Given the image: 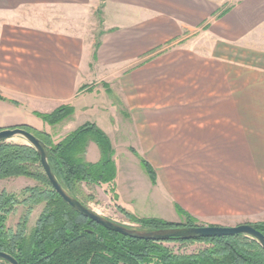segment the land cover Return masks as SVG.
I'll return each mask as SVG.
<instances>
[{"label": "crops", "instance_id": "1", "mask_svg": "<svg viewBox=\"0 0 264 264\" xmlns=\"http://www.w3.org/2000/svg\"><path fill=\"white\" fill-rule=\"evenodd\" d=\"M100 6L97 47L94 32L22 19L26 9ZM0 95V128L26 124L57 141L73 130L50 127L95 109L116 199L132 214L179 221V207L223 226L264 217V0H0ZM63 104L73 112L54 125L33 114ZM115 142L133 166L125 192ZM100 157L90 141L85 159Z\"/></svg>", "mask_w": 264, "mask_h": 264}, {"label": "trees", "instance_id": "2", "mask_svg": "<svg viewBox=\"0 0 264 264\" xmlns=\"http://www.w3.org/2000/svg\"><path fill=\"white\" fill-rule=\"evenodd\" d=\"M101 7L96 10L100 23ZM102 33L103 30H100L99 36ZM87 87L82 85L80 89ZM0 100L6 98L0 95ZM72 112L71 105L63 104L50 112L33 111V114L43 122L54 125ZM18 126L46 145L49 165L70 196L76 197L84 205L85 198L92 199L91 194L83 193L81 183L109 184L114 192L116 166L111 157V144L106 133L94 123L87 122L58 141L45 131L26 124ZM90 141L96 143L101 154L95 162L85 159ZM141 162L154 180L152 167L145 159ZM16 176L29 177L39 183L23 188L21 192L28 196L22 202H45L34 228L25 235L22 229L11 230L6 226L8 214L18 203L16 195L0 193V251L13 255L19 264H264V250L251 236L190 237L185 230L201 224L179 207V221L125 213L137 225L127 226L128 229L142 235L159 234L163 239L136 237L109 230L78 212L55 192L32 146L0 141V179ZM250 224L264 234V220ZM168 242H198L204 247L190 253H179L167 246ZM0 264L8 263L0 259Z\"/></svg>", "mask_w": 264, "mask_h": 264}, {"label": "rangeland", "instance_id": "3", "mask_svg": "<svg viewBox=\"0 0 264 264\" xmlns=\"http://www.w3.org/2000/svg\"><path fill=\"white\" fill-rule=\"evenodd\" d=\"M25 11H26L25 12L26 15H24L22 19H26L30 25H33L35 27H43L47 29H56V30H64V31H85V32L90 31V32H94L95 42L98 41L99 39V31L101 30V28L98 24V16L96 15V12L92 14V12L89 10H81L77 8L75 9L43 8L36 10L26 9ZM252 47H253L252 44L248 45V49H245V56L251 55ZM93 110L91 111V113H88L87 115L84 114L75 117L71 122L66 123L64 126H62L61 124L63 123H61L59 125H55L50 128L54 134H58V136L61 137V135H65L71 130L76 129L77 127L87 122H90V120H92L90 116L94 114L93 112H95ZM112 140L114 141V138H112ZM8 142L23 143V144L27 143V141L21 136H14L8 139ZM115 145H116L115 158L119 164V169H120L118 184L120 190L125 192L129 184L128 173L129 171H131V169H133V166L129 164V160H127L129 159L127 157L129 153L127 150H125L126 147L123 145V143L115 142ZM143 172L145 173V171ZM38 184L39 183L36 182L35 180L26 179L25 177H15V178L11 177V178L0 179V193L1 192L14 193L18 201V203L14 205V209L7 216L6 226L9 229L11 230L22 229L24 234L28 235L31 232V230L34 228L36 221L44 207L45 202L42 201L37 204L31 203L32 200H28L27 202H22V200H24V198L27 197L28 194L21 191L26 186H34ZM81 187L83 189V193L91 194L93 196L92 199L85 198L84 201L86 203V206L89 207L91 210H93L95 213L117 224L124 225L126 227L137 226L134 222L130 221L128 215L125 214V213H129V214L132 213L128 212L123 207H121V205H119L118 203V200L114 198L115 192L112 191L113 189H111L112 188L111 185L81 183ZM127 196L128 194L126 195V198ZM153 212L154 211H151L149 215L157 216ZM138 217H142V216H138ZM179 217L181 220L180 215ZM167 219L173 220L175 218L167 217ZM262 220H264V217L256 219V221H262ZM240 223H246V222H239V224ZM167 246L172 248L174 252L190 253L204 247V244L198 242L187 243V244L168 242Z\"/></svg>", "mask_w": 264, "mask_h": 264}, {"label": "water", "instance_id": "4", "mask_svg": "<svg viewBox=\"0 0 264 264\" xmlns=\"http://www.w3.org/2000/svg\"><path fill=\"white\" fill-rule=\"evenodd\" d=\"M14 136L23 137L27 141V143L25 144L32 146L36 150V153L40 159V164L43 169V172L46 175L51 187L67 204L75 208L78 212L88 217L90 220L96 222L97 224L109 230L119 232L121 234H127L136 237H147L155 240L164 238L159 234H149V235L137 234L132 230L128 229L126 226L117 224L95 213L89 207L84 205L79 199L70 196L63 189V187L55 177L49 165L48 151L46 145L39 138H37L34 134L30 133L29 131L19 126L0 128V141H8V139ZM185 233L189 234V236L193 238L233 236V235L244 234L254 238L264 250V234L260 232L258 229H256L250 223H240L233 226L197 225L186 229ZM0 259L6 261L8 264H19V262L13 255L4 251H0Z\"/></svg>", "mask_w": 264, "mask_h": 264}]
</instances>
